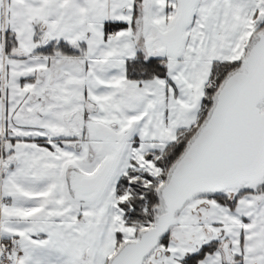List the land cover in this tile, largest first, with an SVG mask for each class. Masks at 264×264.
<instances>
[{"label": "snow or ice", "instance_id": "1", "mask_svg": "<svg viewBox=\"0 0 264 264\" xmlns=\"http://www.w3.org/2000/svg\"><path fill=\"white\" fill-rule=\"evenodd\" d=\"M0 264H264V0H0Z\"/></svg>", "mask_w": 264, "mask_h": 264}]
</instances>
